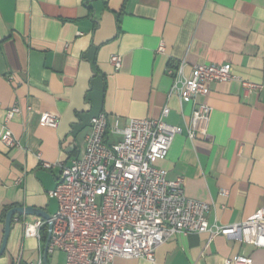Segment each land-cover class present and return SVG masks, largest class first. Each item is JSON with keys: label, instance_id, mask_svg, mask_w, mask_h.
Listing matches in <instances>:
<instances>
[{"label": "crops", "instance_id": "crops-1", "mask_svg": "<svg viewBox=\"0 0 264 264\" xmlns=\"http://www.w3.org/2000/svg\"><path fill=\"white\" fill-rule=\"evenodd\" d=\"M181 61L184 76L196 64H230L235 77L263 89L244 95L238 80L209 84L198 99L211 107L206 134L191 140L193 104L169 94L166 73ZM166 106L164 121L182 133L154 165L168 179L183 177L186 197L209 204L207 221L241 223L263 207L264 0H0V131L4 125L18 142L0 141V247L10 209L57 211L49 193L61 167L83 155L92 117L105 113L109 129L116 119L122 129L128 119L159 118ZM42 113L56 116L57 127L43 125ZM37 218L13 216L0 264L37 261L38 241L23 237L22 224ZM237 255L264 264V248L209 233L173 235L153 262L113 264H224ZM46 263L65 264V255L55 251Z\"/></svg>", "mask_w": 264, "mask_h": 264}, {"label": "built area", "instance_id": "built-area-1", "mask_svg": "<svg viewBox=\"0 0 264 264\" xmlns=\"http://www.w3.org/2000/svg\"><path fill=\"white\" fill-rule=\"evenodd\" d=\"M164 50L160 44L157 51ZM110 64L117 71L121 57L111 55ZM184 61L171 64L166 73L172 78L170 95L193 104L190 128L186 136L206 134L211 107L198 99L208 94L211 83L238 80L242 93L261 91L263 86L235 77L230 64H196L190 74H183ZM16 107L7 111L4 124ZM169 113L166 106L157 119H128L119 129L117 119L109 129L107 115L100 113L90 119V132L80 158L62 166L55 188L49 197L57 204L51 215L49 240H41V228L47 221L37 218L23 221V237L36 238L39 257L35 263L44 264L46 255L60 251L65 264H113L115 258H141L153 262L154 252L173 235L209 233L210 239L225 235L229 239L264 248V206L241 223L227 226L210 224V206L190 199L183 192V177L168 179L166 170L156 167V159H164L175 136L182 129L164 121ZM43 125L56 128L58 118L42 113ZM120 137L109 142L107 134ZM0 141L7 147L18 146L11 132L2 126ZM53 164L42 161L41 167ZM223 195L227 191H221ZM224 264H252L245 256L224 259Z\"/></svg>", "mask_w": 264, "mask_h": 264}, {"label": "water", "instance_id": "water-1", "mask_svg": "<svg viewBox=\"0 0 264 264\" xmlns=\"http://www.w3.org/2000/svg\"><path fill=\"white\" fill-rule=\"evenodd\" d=\"M15 214H19V215H22V216H36L38 218H41V219L47 221L48 230L51 229V221H50L51 215L48 214L44 210L35 209V208H32V207H15V208L10 209L5 215L4 235H3V240H2L1 247H0V256L4 252V249H5V246H6V242H7V238H8V234H9V230H10V225H11L13 216ZM48 240H49V232L47 234V239H46L45 246H44L45 249H46ZM44 264H47L46 263V253L45 252H44Z\"/></svg>", "mask_w": 264, "mask_h": 264}, {"label": "trees", "instance_id": "trees-1", "mask_svg": "<svg viewBox=\"0 0 264 264\" xmlns=\"http://www.w3.org/2000/svg\"><path fill=\"white\" fill-rule=\"evenodd\" d=\"M47 229H48V226H47V225H44V226L41 228V230H40V232H41V240H42V242H46L47 234H48Z\"/></svg>", "mask_w": 264, "mask_h": 264}]
</instances>
